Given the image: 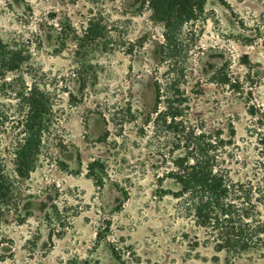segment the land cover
Listing matches in <instances>:
<instances>
[{
	"label": "rangeland",
	"instance_id": "rangeland-1",
	"mask_svg": "<svg viewBox=\"0 0 264 264\" xmlns=\"http://www.w3.org/2000/svg\"><path fill=\"white\" fill-rule=\"evenodd\" d=\"M141 1L0 0V39L29 55L26 81L56 91L58 117L19 216L0 225V264H226L180 200L154 190L189 122L233 131L230 176L264 180V0H205L168 46ZM229 264H264V244Z\"/></svg>",
	"mask_w": 264,
	"mask_h": 264
},
{
	"label": "trees",
	"instance_id": "trees-1",
	"mask_svg": "<svg viewBox=\"0 0 264 264\" xmlns=\"http://www.w3.org/2000/svg\"><path fill=\"white\" fill-rule=\"evenodd\" d=\"M141 3L151 17L162 22L165 46L171 44L175 32L202 17L205 9V0ZM166 48L163 55H170ZM28 67L25 50L0 39V225L12 213L19 216L20 184L29 179L43 157H48L45 146L57 132V93L35 75L29 74L30 80L26 81L24 69ZM174 129V150L181 152L172 156L171 166L157 176L155 194L162 197L169 193L179 199L183 212L212 238L213 248L225 253L226 264L262 246L264 220L258 207L264 206V180H234L230 176V155L225 149L233 144V131L224 138L221 131H206L190 122ZM5 134L9 141L6 152H2ZM166 180L175 188L166 189ZM54 213L58 217L55 205L45 213V219L50 221Z\"/></svg>",
	"mask_w": 264,
	"mask_h": 264
}]
</instances>
